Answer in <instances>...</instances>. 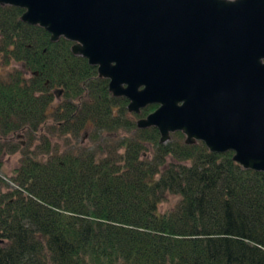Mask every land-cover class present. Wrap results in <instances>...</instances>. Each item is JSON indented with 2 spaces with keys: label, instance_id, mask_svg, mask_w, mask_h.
Here are the masks:
<instances>
[{
  "label": "trees",
  "instance_id": "obj_1",
  "mask_svg": "<svg viewBox=\"0 0 264 264\" xmlns=\"http://www.w3.org/2000/svg\"><path fill=\"white\" fill-rule=\"evenodd\" d=\"M23 12L0 3L1 58L23 65L0 77V156L17 132L41 143L0 175V264H264V171L138 127L157 104L130 112L73 41ZM71 124L108 139L52 150L45 134Z\"/></svg>",
  "mask_w": 264,
  "mask_h": 264
},
{
  "label": "water",
  "instance_id": "obj_2",
  "mask_svg": "<svg viewBox=\"0 0 264 264\" xmlns=\"http://www.w3.org/2000/svg\"><path fill=\"white\" fill-rule=\"evenodd\" d=\"M97 67L160 141L233 151L264 171V0H0Z\"/></svg>",
  "mask_w": 264,
  "mask_h": 264
},
{
  "label": "rangeland",
  "instance_id": "obj_3",
  "mask_svg": "<svg viewBox=\"0 0 264 264\" xmlns=\"http://www.w3.org/2000/svg\"><path fill=\"white\" fill-rule=\"evenodd\" d=\"M23 65L16 62H11V64L7 65L3 62L0 54V77L6 76L10 71H13L15 68H22ZM60 96V94H58ZM139 119V118H138ZM136 119V120H138ZM56 120L55 117H51L49 123ZM74 129V125H70V131L67 133H63L60 129H55V132L46 133L49 137L50 148L55 151L56 148L60 150L64 149H73L77 147V144H81L82 147L93 148L97 145L98 142H104L108 138V134H102L96 131L91 125L88 126H81V128ZM95 130V131H94ZM11 137L12 142L17 146V151L10 152L7 151L0 156V160L2 161L1 168H0V175L7 176V174L11 173V170L15 167H18L21 163L22 153L27 149L31 150H38L34 149L41 143V140L38 139L36 142L30 144L28 140V136L25 132H17ZM40 138V137H38ZM8 184L11 187H14V183L7 178ZM5 190V187L2 188Z\"/></svg>",
  "mask_w": 264,
  "mask_h": 264
}]
</instances>
